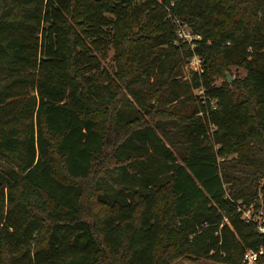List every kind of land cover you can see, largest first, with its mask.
<instances>
[{"label": "trees", "instance_id": "obj_1", "mask_svg": "<svg viewBox=\"0 0 264 264\" xmlns=\"http://www.w3.org/2000/svg\"><path fill=\"white\" fill-rule=\"evenodd\" d=\"M256 200L264 0H0V264H264Z\"/></svg>", "mask_w": 264, "mask_h": 264}, {"label": "rangeland", "instance_id": "obj_2", "mask_svg": "<svg viewBox=\"0 0 264 264\" xmlns=\"http://www.w3.org/2000/svg\"><path fill=\"white\" fill-rule=\"evenodd\" d=\"M182 28V31H181V34L183 37H186V38H189L190 35L188 34V31L189 28L185 25H182L181 26ZM180 28V30H181ZM114 48L112 46H109L104 52H99L100 56H101V62L102 64L107 67L108 69L110 70H113L115 68V60H114ZM195 65H196V62H190V59L186 65V74H189V71L191 69H195ZM245 71L242 69V68H237V67H233L232 68V72L229 73V75L231 76V80L239 75V74H243ZM197 91V90H196ZM257 203H258V200H256ZM261 204H264L263 201H261L260 203H258V205H260V207H256V202L252 203L251 206L252 208L257 211L258 209H261L263 205ZM264 208V206H263ZM171 264H219V263H215L209 259H205V258H180V259H177L175 261H173Z\"/></svg>", "mask_w": 264, "mask_h": 264}, {"label": "built area", "instance_id": "obj_3", "mask_svg": "<svg viewBox=\"0 0 264 264\" xmlns=\"http://www.w3.org/2000/svg\"><path fill=\"white\" fill-rule=\"evenodd\" d=\"M181 27H179L178 29V35L182 38H186L183 37L181 34L182 28L180 30ZM188 34L190 35L189 38H187L189 41H192V37L193 35L191 34L190 31H188ZM190 62H196L195 65V69H199L201 66V59L198 56H193L192 58H190ZM244 211V216L250 220H254L258 223V227L259 230L264 232V208L262 206L261 209H258L257 211H255L252 206L247 208V209H243ZM258 255V252L253 251V250H247L244 254V260L247 261L248 263H252L256 257Z\"/></svg>", "mask_w": 264, "mask_h": 264}, {"label": "water", "instance_id": "obj_4", "mask_svg": "<svg viewBox=\"0 0 264 264\" xmlns=\"http://www.w3.org/2000/svg\"><path fill=\"white\" fill-rule=\"evenodd\" d=\"M230 80H231V76H230Z\"/></svg>", "mask_w": 264, "mask_h": 264}]
</instances>
